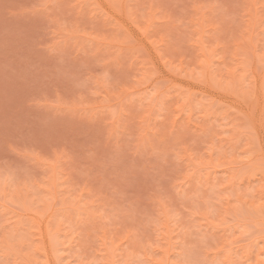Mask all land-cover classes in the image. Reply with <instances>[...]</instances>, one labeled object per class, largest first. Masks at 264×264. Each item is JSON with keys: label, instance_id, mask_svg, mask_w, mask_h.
<instances>
[{"label": "rangeland", "instance_id": "rangeland-1", "mask_svg": "<svg viewBox=\"0 0 264 264\" xmlns=\"http://www.w3.org/2000/svg\"><path fill=\"white\" fill-rule=\"evenodd\" d=\"M0 264H264V0H0Z\"/></svg>", "mask_w": 264, "mask_h": 264}]
</instances>
